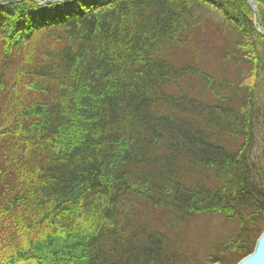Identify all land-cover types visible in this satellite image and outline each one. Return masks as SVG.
<instances>
[{"label": "trees", "instance_id": "trees-1", "mask_svg": "<svg viewBox=\"0 0 264 264\" xmlns=\"http://www.w3.org/2000/svg\"><path fill=\"white\" fill-rule=\"evenodd\" d=\"M254 2L255 17L246 0H0V264L252 252L264 231ZM207 12L221 18L217 48ZM216 215L233 228L198 261L189 222Z\"/></svg>", "mask_w": 264, "mask_h": 264}, {"label": "rangeland", "instance_id": "rangeland-1", "mask_svg": "<svg viewBox=\"0 0 264 264\" xmlns=\"http://www.w3.org/2000/svg\"><path fill=\"white\" fill-rule=\"evenodd\" d=\"M36 2L40 3V0H36ZM246 2L250 5L249 0H246ZM252 2V5L256 6V9H258V6L254 2V0ZM257 11L256 13L254 12V17L257 15ZM207 14L208 12L204 15L206 16ZM205 16H202L200 23V30L205 31L204 41L207 42L208 45L217 48L220 45L221 38L215 31L216 27L218 28V25L221 24V18L217 17L219 15L213 16V14L212 16ZM258 23V20L254 22L256 29L259 32L261 26ZM206 25H208L207 28L205 27ZM206 53H208L209 55L204 57V61L206 63H210V60L212 59V50H209ZM204 61H202V63ZM208 66L212 65L210 64ZM189 223L191 224L187 239L190 241V246L187 252L189 256L196 255L198 261H202L207 253L211 252L214 249L216 243L215 239H218L216 238L218 234L220 235L224 232L225 235L223 237H226L230 233V230L233 228L232 223L224 220L220 215L212 217L198 216L195 219L190 220ZM202 236H204L205 238H202Z\"/></svg>", "mask_w": 264, "mask_h": 264}, {"label": "water", "instance_id": "water-1", "mask_svg": "<svg viewBox=\"0 0 264 264\" xmlns=\"http://www.w3.org/2000/svg\"><path fill=\"white\" fill-rule=\"evenodd\" d=\"M251 2V0H249ZM264 34V32H261ZM236 264H264V231L256 239L251 253L243 257Z\"/></svg>", "mask_w": 264, "mask_h": 264}, {"label": "bare ground", "instance_id": "bare-ground-1", "mask_svg": "<svg viewBox=\"0 0 264 264\" xmlns=\"http://www.w3.org/2000/svg\"><path fill=\"white\" fill-rule=\"evenodd\" d=\"M252 4H253V2H251ZM254 9H255V11H256V6H254Z\"/></svg>", "mask_w": 264, "mask_h": 264}]
</instances>
